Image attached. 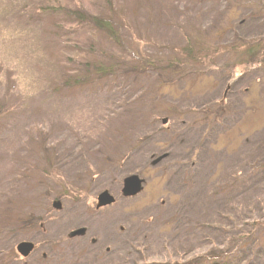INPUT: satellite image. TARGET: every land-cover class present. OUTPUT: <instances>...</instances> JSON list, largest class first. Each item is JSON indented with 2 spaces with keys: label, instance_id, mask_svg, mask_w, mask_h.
Masks as SVG:
<instances>
[{
  "label": "rangeland",
  "instance_id": "1",
  "mask_svg": "<svg viewBox=\"0 0 264 264\" xmlns=\"http://www.w3.org/2000/svg\"><path fill=\"white\" fill-rule=\"evenodd\" d=\"M58 1L0 0V264L22 241L33 250L9 264H188L214 251L264 264V65L230 84L225 64L237 58L222 49L178 79L151 71L68 93L60 59L76 56L74 38L88 30L74 27L60 46L56 11L73 1ZM116 2L137 57L174 58L188 37L213 49L264 40L257 0ZM132 175L143 187L127 196ZM104 191L114 203L101 204ZM241 206L260 224L229 245L210 228L227 232L216 220ZM15 212L43 225L21 229Z\"/></svg>",
  "mask_w": 264,
  "mask_h": 264
},
{
  "label": "trees",
  "instance_id": "2",
  "mask_svg": "<svg viewBox=\"0 0 264 264\" xmlns=\"http://www.w3.org/2000/svg\"><path fill=\"white\" fill-rule=\"evenodd\" d=\"M59 0L58 2H60ZM72 6L60 4V8L56 11L62 17L60 20L62 26L61 32H57L56 40L61 46L70 45L63 38V35L72 33L74 27L79 28V32H83L85 29L88 33L84 32L79 37L74 38L72 44L76 56H63L60 59V64L64 68V74L62 81L59 83V87L65 92H76L82 90L84 87L93 86L99 82H103L109 78L115 77H130L134 74L149 73L151 71H160L166 75L172 74L175 79L183 77L188 71L194 70L196 66L201 63H206L211 66L215 65L214 58L219 56L222 49L223 52H230L237 59L234 62L225 64L230 72V84H233L243 73L240 72V68L252 69L254 67H261L264 65V40H254L248 42L243 39H238L225 46L224 48H210L207 43L197 38H187L185 44L174 49L176 55L169 57V59H163L158 55L148 54L147 52L139 51L140 54L137 57L136 54L130 55L126 53V43L124 42L121 34V26L128 25L126 15L116 5V0H72ZM233 1V0H228ZM264 7V1L257 0ZM65 2H69L65 0ZM53 6H47L40 8L42 11L51 9ZM56 8V7H55ZM63 34V35H62ZM92 37V38H91ZM63 42V43H62ZM61 57V56H60ZM59 88V90H60ZM1 120V118H0ZM167 121V120H166ZM264 159V158H263ZM262 161V160H261ZM264 162L259 164V169L264 168ZM238 178L232 180V183H237ZM236 189V185H233L231 191ZM232 194L222 196L221 199L227 198ZM215 195V194H214ZM263 195V194H262ZM216 196V195H215ZM264 197V196H261ZM255 204L253 205V207ZM263 208V207H262ZM229 209L232 216H227L223 220H216L219 224L223 223L228 225L227 232H225L222 226L210 228L211 233L215 236L226 235L231 242L236 240L234 237L243 231L251 233L255 231L260 223L256 221V217L261 218L251 208H226ZM252 210V211H251ZM252 215H247L249 212ZM24 216H30V220H27L22 225L21 218L16 212L13 214L12 219L16 226L21 229L31 230L40 228L43 225L42 218L32 216L30 213H25ZM213 221V220H212ZM242 225V228H238ZM202 226L198 224L195 229L202 231ZM253 227V228H249ZM239 229V231H238ZM246 243V242H243ZM261 246V243H258ZM234 247V246H232ZM240 248L245 249V245H240ZM240 249V250H241ZM220 252L214 251L209 253L204 259L197 258L188 262V264H229L230 256ZM14 256H22L17 247L13 249L10 256L2 259V264H9Z\"/></svg>",
  "mask_w": 264,
  "mask_h": 264
},
{
  "label": "water",
  "instance_id": "3",
  "mask_svg": "<svg viewBox=\"0 0 264 264\" xmlns=\"http://www.w3.org/2000/svg\"><path fill=\"white\" fill-rule=\"evenodd\" d=\"M125 183L126 185L124 188V193L127 196H136L137 194L140 193L143 187V182L137 175L129 176L126 179ZM100 201L102 205H110L114 203L115 198L109 192L104 191L100 195ZM54 206L57 209H60L62 205L60 201H55ZM33 248H34V243L30 241H22L17 246L19 253L23 256L29 255V253L33 250Z\"/></svg>",
  "mask_w": 264,
  "mask_h": 264
}]
</instances>
